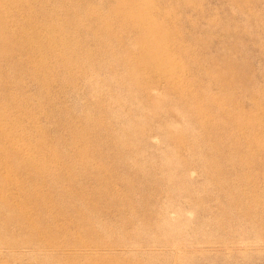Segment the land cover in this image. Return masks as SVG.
Masks as SVG:
<instances>
[{"label": "rangeland", "instance_id": "rangeland-1", "mask_svg": "<svg viewBox=\"0 0 264 264\" xmlns=\"http://www.w3.org/2000/svg\"><path fill=\"white\" fill-rule=\"evenodd\" d=\"M0 264H264V0H0Z\"/></svg>", "mask_w": 264, "mask_h": 264}]
</instances>
